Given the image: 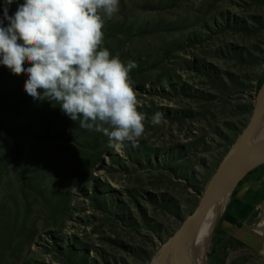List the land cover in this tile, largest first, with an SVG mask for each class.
I'll list each match as a JSON object with an SVG mask.
<instances>
[{"label":"rangeland","instance_id":"rangeland-1","mask_svg":"<svg viewBox=\"0 0 264 264\" xmlns=\"http://www.w3.org/2000/svg\"><path fill=\"white\" fill-rule=\"evenodd\" d=\"M103 31V47L138 64L137 146L109 147L56 102L27 96V76L0 64V264L153 263L249 122L264 0H120ZM204 257L227 261L216 234Z\"/></svg>","mask_w":264,"mask_h":264},{"label":"clouds","instance_id":"clouds-1","mask_svg":"<svg viewBox=\"0 0 264 264\" xmlns=\"http://www.w3.org/2000/svg\"><path fill=\"white\" fill-rule=\"evenodd\" d=\"M13 2L4 0L0 18V64L27 76L25 94L56 102L80 128L106 136L109 147L137 146L145 116L130 73L138 64L103 47L105 22L120 0H24L10 16ZM162 120L156 112L150 123Z\"/></svg>","mask_w":264,"mask_h":264},{"label":"water","instance_id":"water-1","mask_svg":"<svg viewBox=\"0 0 264 264\" xmlns=\"http://www.w3.org/2000/svg\"><path fill=\"white\" fill-rule=\"evenodd\" d=\"M264 115V82L259 89L252 115L247 126L238 136L233 147L221 162L216 173L206 186L198 207L192 215L188 216L179 230L159 250L160 257L164 259L166 249L171 247V259L174 264H190L185 259L184 249L192 232L204 222L208 213L216 206L219 214L213 230V235L219 229L232 200L236 188L255 169L264 165V152L254 158L247 159L246 152L253 138L258 124ZM212 235V236H213Z\"/></svg>","mask_w":264,"mask_h":264},{"label":"crops","instance_id":"crops-1","mask_svg":"<svg viewBox=\"0 0 264 264\" xmlns=\"http://www.w3.org/2000/svg\"><path fill=\"white\" fill-rule=\"evenodd\" d=\"M233 198L255 208L245 221L227 215L216 245L227 254L225 264H264V177L249 178L236 188Z\"/></svg>","mask_w":264,"mask_h":264},{"label":"bare ground","instance_id":"bare-ground-1","mask_svg":"<svg viewBox=\"0 0 264 264\" xmlns=\"http://www.w3.org/2000/svg\"><path fill=\"white\" fill-rule=\"evenodd\" d=\"M264 152V115L262 116L257 130L250 141L246 152L247 159L254 158ZM204 222L199 225L193 232L190 240L187 241L184 249L185 259L190 264H205L204 253L209 247L215 223L219 214V207L212 208ZM151 264H174L171 259V247L166 249L165 257L159 256Z\"/></svg>","mask_w":264,"mask_h":264},{"label":"trees","instance_id":"trees-1","mask_svg":"<svg viewBox=\"0 0 264 264\" xmlns=\"http://www.w3.org/2000/svg\"><path fill=\"white\" fill-rule=\"evenodd\" d=\"M216 80H219V85L222 88V90H229V86L232 84V79L229 78L230 81H228L225 77L224 78H217ZM234 81V80H233ZM264 82V74L262 77L259 79L258 84H257V91L261 88L262 84ZM257 178V179H262L264 177V165L258 167L257 169L253 170L241 183L240 185L244 184L245 181H247L249 178ZM253 205H248L240 200L232 199L228 209L226 211V214L222 220V223L219 227V229L216 232V242L220 238V236L223 234V223L226 220V216L229 214H232L233 216H238L241 220L245 221L249 217V215L253 212L254 210ZM241 213L238 214L237 211ZM70 252L73 253V250L70 249ZM224 261L217 260L216 264H224Z\"/></svg>","mask_w":264,"mask_h":264},{"label":"built area","instance_id":"built-area-1","mask_svg":"<svg viewBox=\"0 0 264 264\" xmlns=\"http://www.w3.org/2000/svg\"><path fill=\"white\" fill-rule=\"evenodd\" d=\"M261 223H263V222H261Z\"/></svg>","mask_w":264,"mask_h":264}]
</instances>
